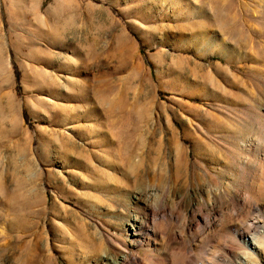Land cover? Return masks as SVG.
Returning <instances> with one entry per match:
<instances>
[{
	"label": "rangeland",
	"instance_id": "obj_1",
	"mask_svg": "<svg viewBox=\"0 0 264 264\" xmlns=\"http://www.w3.org/2000/svg\"><path fill=\"white\" fill-rule=\"evenodd\" d=\"M107 260L264 264V0H0V264Z\"/></svg>",
	"mask_w": 264,
	"mask_h": 264
},
{
	"label": "bare ground",
	"instance_id": "obj_2",
	"mask_svg": "<svg viewBox=\"0 0 264 264\" xmlns=\"http://www.w3.org/2000/svg\"><path fill=\"white\" fill-rule=\"evenodd\" d=\"M78 98H79V93H76V94H70V95H68L67 94V98H65V100H68L69 102H74V101H76V100H78ZM73 108H75V107H73ZM95 109V111H97V112H99V109H98V107H95L94 108ZM104 118H106V116H104ZM91 121H93V126L92 127H98V126H100L99 125V123L96 121V120H91ZM98 124V125H97ZM99 134H102V131L101 130H98L97 131ZM104 135H105V137L103 138V140L106 138V136H107V132H104ZM135 227L136 226H133V228H132V230H133V235L135 236V232H136V230H135ZM138 230V229H137ZM252 243V242H251ZM254 244V243H253ZM106 264H117L115 261H112V260H107V262H106Z\"/></svg>",
	"mask_w": 264,
	"mask_h": 264
}]
</instances>
